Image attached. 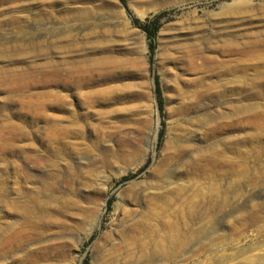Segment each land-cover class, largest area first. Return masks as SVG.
I'll use <instances>...</instances> for the list:
<instances>
[{
	"label": "rangeland",
	"instance_id": "1",
	"mask_svg": "<svg viewBox=\"0 0 264 264\" xmlns=\"http://www.w3.org/2000/svg\"><path fill=\"white\" fill-rule=\"evenodd\" d=\"M153 17L149 39L134 22ZM258 246L264 0H0V264H213Z\"/></svg>",
	"mask_w": 264,
	"mask_h": 264
},
{
	"label": "bare ground",
	"instance_id": "2",
	"mask_svg": "<svg viewBox=\"0 0 264 264\" xmlns=\"http://www.w3.org/2000/svg\"><path fill=\"white\" fill-rule=\"evenodd\" d=\"M211 61V60H210ZM88 72V71H87ZM93 74V73H92ZM79 75V74H78ZM89 75V74H88ZM99 76V75H98ZM109 77V76H108ZM77 78V81H75V89H77V90H83V89H87V88H91L92 86H95V81H92V77L90 76V77H86V76H78V77H76ZM95 78V77H94ZM99 78H97V80H98ZM97 82V81H96ZM99 82V81H98ZM102 83V82H101ZM106 83V82H105ZM99 84V83H98ZM103 84V83H102ZM101 86V85H100ZM103 89V88H102ZM100 90V89H99ZM84 91V90H83ZM81 93V92H80ZM98 93H100V92H92V91H88V92H85V93H81L80 94V96H81V98L82 97H85L86 99H91L92 98V96L94 97V95H96V94H98ZM101 93H103V92H101ZM100 93V94H101ZM111 93V92H110ZM102 97V96H101ZM100 97V98H101ZM58 99V101L60 100V97L59 98H57ZM93 99V98H92ZM96 100V99H95ZM100 100V99H99ZM108 100V99H107ZM102 101V100H101ZM100 101V102H101ZM81 104H84V105H87L88 106V104L89 105H92V104H90V102L88 103V102H85V100H84V102L82 101V102H80ZM91 109V108H90ZM88 111V110H87ZM88 113V112H87ZM77 117L76 118H80L81 116L78 114V115H76ZM74 127V126H73ZM209 162V161H208ZM206 167V166H205ZM199 168H201V167H199ZM195 177V176H194ZM193 181V180H192ZM168 201V200H167ZM166 203H168V202H166ZM170 203V202H169ZM171 221V220H170ZM145 222V221H144ZM147 222V221H146ZM157 222V221H156ZM164 223V222H163ZM169 223V222H168ZM188 224V223H187ZM176 225V224H175ZM175 225H173V227L175 226ZM188 225H184V227H187ZM154 228V227H153ZM162 228V227H161ZM174 229V228H173ZM153 230V229H152ZM132 232L134 233L133 234V237H134V239H137L138 240V238H140V235H141V233H143V232H146L150 237H151V223H149V224H144L143 225V223H140V224H138V225H136V226H134L133 228H132ZM141 239V238H140ZM210 241V244L212 245V240H209ZM180 243V242H179ZM213 246V245H212ZM260 247L258 246L257 248H252V250H247V252L244 250V251H242L240 254H239V256L240 257H237V256H228V258L226 259V261H216V260H214L212 263L213 264H238V258H241L242 259V261H243V264H264V249L263 250H261V249H259ZM256 250H261V252H262V254H254V255H248V252L249 251H256ZM176 253V252H175ZM175 256V255H174ZM235 261H237L236 263H233V262H235ZM28 262V261H27ZM25 263H26V261H25ZM34 263V262H33ZM29 264V263H28Z\"/></svg>",
	"mask_w": 264,
	"mask_h": 264
},
{
	"label": "trees",
	"instance_id": "3",
	"mask_svg": "<svg viewBox=\"0 0 264 264\" xmlns=\"http://www.w3.org/2000/svg\"><path fill=\"white\" fill-rule=\"evenodd\" d=\"M134 23L139 25V27L146 33V36L149 39H153L154 36L156 35L157 31L159 30L158 17L148 18L142 24H139L137 21H135ZM151 51H152V48H151ZM156 93H157V96L159 98L160 97V90H159L158 85L156 88ZM159 102H160V100H159Z\"/></svg>",
	"mask_w": 264,
	"mask_h": 264
}]
</instances>
